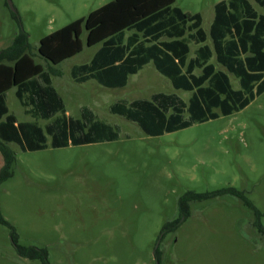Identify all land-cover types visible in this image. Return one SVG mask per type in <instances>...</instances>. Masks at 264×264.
I'll list each match as a JSON object with an SVG mask.
<instances>
[{"label": "rangeland", "instance_id": "rangeland-1", "mask_svg": "<svg viewBox=\"0 0 264 264\" xmlns=\"http://www.w3.org/2000/svg\"><path fill=\"white\" fill-rule=\"evenodd\" d=\"M12 1L16 13L7 0H0V51L21 29L26 31L28 53L51 71L68 114L80 118L81 108L89 107L118 128L119 138L36 152L6 144L15 161L11 178L0 185V210L13 229L0 225V264H42L21 257L17 245L46 250L50 264H157L158 244L160 264H264L257 217L234 196L188 203L190 216L176 231L161 233L166 223L181 219L179 201L188 192L228 188L245 193L261 212L264 226V94L233 115L148 136L110 107L119 100H149L158 92L188 101L190 93L175 90L153 64L126 88L98 86V91L95 81L80 85L71 76L72 67L88 63L97 49L87 46L86 30L83 52L61 65L39 54L42 38L113 0ZM221 1L176 0L175 5L200 13L209 32ZM230 78L233 88L240 89L238 79ZM7 103L20 122L32 121L14 88ZM4 165L0 151V173Z\"/></svg>", "mask_w": 264, "mask_h": 264}, {"label": "trees", "instance_id": "trees-1", "mask_svg": "<svg viewBox=\"0 0 264 264\" xmlns=\"http://www.w3.org/2000/svg\"><path fill=\"white\" fill-rule=\"evenodd\" d=\"M175 3L176 0H113L42 38L39 54L54 65L76 56L83 51L81 37L86 30L87 46H102L89 64L72 69V77L79 84L94 79L110 88L126 86L129 76L153 63L175 89L192 93L188 103L175 94L161 93L151 100H121L111 107L112 114L137 123L151 137L244 110L264 94V0L217 3L209 34L202 27L200 13H186ZM209 39L211 45L207 43ZM192 43L200 47L189 58ZM29 51V34L22 29L12 44L0 51V151L5 160L0 185L11 178L15 161L6 144L15 143L22 151L36 152L49 146L58 149L119 138L117 127L98 120L87 107L82 109L81 119L67 116L51 73L36 63ZM213 58L225 70L217 69ZM197 70L199 75L195 74ZM229 74L238 79L240 89L233 88ZM13 88L35 122H18L9 113L6 94ZM37 120L49 123L42 127ZM224 195L239 198L252 210L257 217L255 226L264 235L261 212L244 192L233 188L204 194L188 192L179 201L181 219L166 223L162 235L176 231L182 219L190 216L188 203ZM0 225L13 229L1 210ZM15 236L13 232L14 241ZM16 249L23 258L50 264L46 250L22 245ZM159 252L156 248L157 260Z\"/></svg>", "mask_w": 264, "mask_h": 264}, {"label": "crops", "instance_id": "crops-1", "mask_svg": "<svg viewBox=\"0 0 264 264\" xmlns=\"http://www.w3.org/2000/svg\"><path fill=\"white\" fill-rule=\"evenodd\" d=\"M202 27H203V24H202ZM211 28V27H210ZM204 29V28H203ZM210 31V30H209ZM206 33H208L209 34V32H207L206 31ZM131 35V33L129 32L128 34H127V37L128 36H130ZM209 45H211V39H209L208 40V42H207ZM84 44V43H83ZM87 44V43H86ZM101 46L102 45H96V46H93V47H96L97 49H96V51L94 52V54H93V56H92V58H91V60L88 62V63H85V64H89L91 61H92V59L94 58V56L96 55V53L100 50V48H101ZM200 46L199 45H195L194 43H192L191 45H190V48H191V54H190V57L189 58H193L194 57V53H195V51L199 48ZM84 49V48H83ZM83 52V51H82ZM81 52V53H82ZM80 54V53H79ZM79 54H77V55H79ZM76 55V56H77ZM76 56H74V57H76ZM74 57H72V58H74ZM72 58H69V59H67V60H70V59H72ZM67 60H65V61H67ZM64 61V62H65ZM64 62H62V63H64ZM37 63V62H36ZM62 63H60V64H57V65H61ZM212 63H214V64H216V66H217V69H219V70H225L222 66V69L220 68V67H218L219 65L216 63V61H215V59L213 58V60H212ZM150 64H153V63H149V64H147L142 70H140L137 74H135V75H131V76H129V79H128V83H127V85L126 86H124V87H122V88H110V87H107V86H104V85H102V84H100L98 81H96V80H94V79H91V80H89V81H87V82H85V83H83V84H87V83H90V82H92V81H95L96 82V84L97 85H95V84H93V87L95 88V89H97L98 91H100V90H102L101 89V87L102 88H106V89H111V90H116V89H123V88H126L128 85H129V83H130V81H131V79H132V77L133 76H137L141 71H143L148 65H150ZM80 65H84V64H80ZM154 65V64H153ZM75 66H78V65H74L73 67H72V69L75 67ZM155 67V66H154ZM72 69H71V76H72ZM155 69H156V67H155ZM46 71V70H45ZM156 71H157V69H156ZM51 72V71H50ZM160 75H162L159 71H157ZM201 72H200V70H197L196 72H195V74H197V75H199ZM51 75V74H50ZM231 74H229V76H230ZM163 76V75H162ZM165 77V76H164ZM167 78V77H166ZM51 79H52V76H51ZM72 79H73V77H72ZM167 79H169V78H167ZM231 79V78H230ZM74 80V79H73ZM170 80V79H169ZM170 82H171V80H170ZM77 83V82H76ZM52 84H53V80H52ZM77 84H79V83H77ZM171 84H172V82H171ZM80 85H82V84H80ZM53 86H54V84H53ZM98 86H101V87H98ZM172 86H173V84H172ZM54 88H55V86H54ZM173 88H174V86H173ZM15 89V95H16V88H14ZM56 89V88H55ZM175 89V88H174ZM175 90H177V89H175ZM56 91L58 92V90L56 89ZM177 91H183V90H177ZM186 92V91H185ZM8 93V92H7ZM161 93H163V92H158V93H154V94H152L151 95V98L149 99V100H151L152 99V97L154 96V95H157V94H161ZM188 93H190V98H191V96H192V93L191 92H188ZM58 94L61 96V98L63 99V102H64V105H65V110H66V115L67 116H70L69 114H68V112H67V108H66V104H65V100H64V97L62 96V94L61 93H59L58 92ZM163 94H167V95H172V94H175V95H177L176 93H163ZM7 95V94H6ZM178 97H180L179 95H177ZM181 98V97H180ZM189 98V99H190ZM182 99V98H181ZM137 100H143V99H137ZM146 100H148V99H146ZM182 100H184V99H182ZM119 101H121V100H119ZM118 101V102H119ZM127 101V100H126ZM133 101H136V100H133ZM133 101H131V102H133ZM185 101V100H184ZM189 101V100H188ZM188 101H185V102H187L188 103ZM128 102H130V101H128ZM6 103H7V96H6ZM117 103V102H116ZM115 103V104H116ZM114 105V104H113ZM112 105V106H113ZM7 106H8V103H7ZM111 106V107H112ZM111 107H110V111H111ZM9 108V107H8ZM89 108V107H88ZM25 109V114H27V109L26 108H24ZM83 109V107L81 108V110ZM93 113H94V115L96 116V118L98 119V120H100L99 118H98V116L95 114V112L91 109V108H89ZM9 113L10 114H12L11 112H10V109H9ZM112 113V112H111ZM15 117H16V115L15 114H13ZM27 115H29L31 118H32V121H30V122H35L36 121V119L34 118V117H32L30 114H27ZM119 116V115H118ZM70 117H72V116H70ZM81 117H82V112H81V116H80V118H75V119H81ZM122 117V116H121ZM17 118V117H16ZM17 120H18V118H17ZM41 121H45V120H37V122L41 125ZM100 121H102V120H100ZM18 122H20L19 120H18ZM46 122H48V121H46ZM104 122V121H103ZM49 123V122H48ZM47 123V124H48ZM106 123V122H105ZM46 124V125H47ZM46 125H41L42 127H45Z\"/></svg>", "mask_w": 264, "mask_h": 264}, {"label": "water", "instance_id": "water-1", "mask_svg": "<svg viewBox=\"0 0 264 264\" xmlns=\"http://www.w3.org/2000/svg\"><path fill=\"white\" fill-rule=\"evenodd\" d=\"M7 3H8V6L10 7V9H11L13 12L16 13V9H15V7H14L13 1H12V0H7ZM158 247H159V244L157 245L156 248H158ZM154 254H155V253H154Z\"/></svg>", "mask_w": 264, "mask_h": 264}, {"label": "flooded vegetation", "instance_id": "flooded-vegetation-1", "mask_svg": "<svg viewBox=\"0 0 264 264\" xmlns=\"http://www.w3.org/2000/svg\"><path fill=\"white\" fill-rule=\"evenodd\" d=\"M156 254V253H155ZM155 254H154V256H155ZM157 258V257H156ZM157 264H160V262H159V260H157Z\"/></svg>", "mask_w": 264, "mask_h": 264}]
</instances>
